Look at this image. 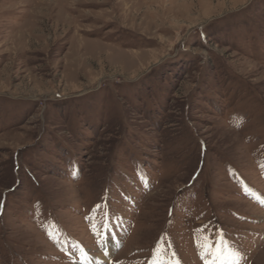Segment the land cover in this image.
Wrapping results in <instances>:
<instances>
[{"label":"rangeland","instance_id":"1","mask_svg":"<svg viewBox=\"0 0 264 264\" xmlns=\"http://www.w3.org/2000/svg\"><path fill=\"white\" fill-rule=\"evenodd\" d=\"M231 252L264 264V0H0V264Z\"/></svg>","mask_w":264,"mask_h":264},{"label":"bare ground","instance_id":"2","mask_svg":"<svg viewBox=\"0 0 264 264\" xmlns=\"http://www.w3.org/2000/svg\"><path fill=\"white\" fill-rule=\"evenodd\" d=\"M112 245H114V241L109 240L108 245L106 246L108 248H105V250H104L106 252V257H108L110 255L109 253L112 251L110 249V246L112 248L113 247ZM104 259H106V258H104ZM85 262H86L85 264H104L103 263L104 261H101V259H98V258H96L92 255H88V254L85 256Z\"/></svg>","mask_w":264,"mask_h":264},{"label":"snow or ice","instance_id":"3","mask_svg":"<svg viewBox=\"0 0 264 264\" xmlns=\"http://www.w3.org/2000/svg\"><path fill=\"white\" fill-rule=\"evenodd\" d=\"M212 255H213V258L214 259H220V256H221V254H220V252H219V249H217V251H216V253H211ZM229 257L232 259V260H234L235 262H236V264H238V253H235V252H231L230 254H229ZM210 264H211V262H210Z\"/></svg>","mask_w":264,"mask_h":264}]
</instances>
